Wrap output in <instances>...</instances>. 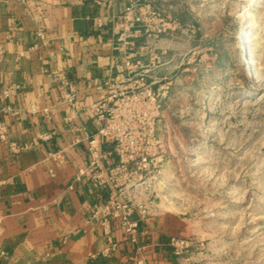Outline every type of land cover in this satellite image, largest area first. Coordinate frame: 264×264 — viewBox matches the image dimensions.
I'll list each match as a JSON object with an SVG mask.
<instances>
[{"label":"crops","instance_id":"obj_1","mask_svg":"<svg viewBox=\"0 0 264 264\" xmlns=\"http://www.w3.org/2000/svg\"><path fill=\"white\" fill-rule=\"evenodd\" d=\"M128 4L0 0V94L11 87L8 101L0 99L8 125L0 142V264H187L171 244L178 231L175 216L152 215L151 208L144 218L134 215V233L113 220L108 236L102 209L109 187L78 179L90 139L104 124L94 105L128 76L119 39ZM139 32L133 40L142 46ZM133 61H140L143 80L152 86L150 55ZM54 71L75 85V105L62 102ZM12 144L26 148L15 152Z\"/></svg>","mask_w":264,"mask_h":264},{"label":"rangeland","instance_id":"obj_2","mask_svg":"<svg viewBox=\"0 0 264 264\" xmlns=\"http://www.w3.org/2000/svg\"><path fill=\"white\" fill-rule=\"evenodd\" d=\"M127 1L162 145L130 197L178 219L187 264H264V0Z\"/></svg>","mask_w":264,"mask_h":264},{"label":"built area","instance_id":"obj_3","mask_svg":"<svg viewBox=\"0 0 264 264\" xmlns=\"http://www.w3.org/2000/svg\"><path fill=\"white\" fill-rule=\"evenodd\" d=\"M143 21L140 13L129 3L125 9L122 21L123 31L120 41L125 45L126 66L128 76L126 80L113 83L106 96L95 105L94 110L104 121L103 126L90 139L88 162L79 169L78 179H87L98 186L109 187V199L102 209L103 224L108 236L112 232V221H120L122 227L134 233L138 227V220L148 215L146 207L136 203L130 197V191L142 186L139 182L152 175V148L161 147L158 139V121L161 115V105L157 93L151 85L143 80L140 61L134 63L133 58L150 55L152 62V46L150 44L137 46L133 40L137 32L134 31L139 22ZM103 24V20H99ZM5 57L4 44L0 42V61ZM62 86V102L75 105L78 92L68 76L61 71L53 72ZM11 96V87L5 88L0 99L7 102ZM8 112H14L5 106ZM8 132L7 122L0 113V142L6 140ZM112 144L113 149L105 151L103 145ZM26 147L12 144V150L18 152ZM115 157L114 164L107 161ZM143 183H146L144 181ZM172 247L176 255L182 256L190 246L188 241L174 237Z\"/></svg>","mask_w":264,"mask_h":264}]
</instances>
